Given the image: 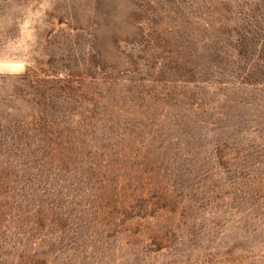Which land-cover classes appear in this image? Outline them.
I'll return each mask as SVG.
<instances>
[{"label": "rangeland", "instance_id": "374dc122", "mask_svg": "<svg viewBox=\"0 0 264 264\" xmlns=\"http://www.w3.org/2000/svg\"><path fill=\"white\" fill-rule=\"evenodd\" d=\"M0 55V264H264V0H0Z\"/></svg>", "mask_w": 264, "mask_h": 264}, {"label": "clouds", "instance_id": "9594fccd", "mask_svg": "<svg viewBox=\"0 0 264 264\" xmlns=\"http://www.w3.org/2000/svg\"><path fill=\"white\" fill-rule=\"evenodd\" d=\"M25 33H28L29 30V23L25 22V24L22 26ZM31 35H29V39L32 40V42H35V29H31ZM30 65V60L28 58L23 59H11L6 55H0V76L4 75H11V76H17L21 75L25 72L26 68Z\"/></svg>", "mask_w": 264, "mask_h": 264}]
</instances>
